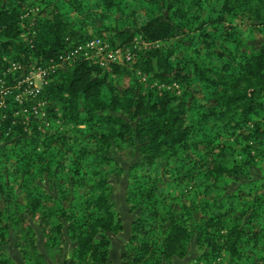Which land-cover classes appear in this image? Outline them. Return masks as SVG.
Listing matches in <instances>:
<instances>
[{
	"label": "trees",
	"instance_id": "trees-1",
	"mask_svg": "<svg viewBox=\"0 0 264 264\" xmlns=\"http://www.w3.org/2000/svg\"><path fill=\"white\" fill-rule=\"evenodd\" d=\"M165 2L167 13L156 12L158 0H0V77L9 62L44 67L74 44L103 37L86 33L87 28L94 17L107 22L113 13L119 18L107 37L111 44L131 46L137 35L142 43L155 45L180 34L201 43L212 63V67L193 63L187 76L174 73L181 63L175 54L176 41L167 50L145 48L134 65L159 82L199 84V100L186 90L156 95L130 86L118 91L109 78L131 77L126 64L105 68L86 60L66 64L51 76L41 96L74 125L72 135L62 137V142L53 133L38 130V117L31 115L28 125L13 117L12 111L19 107L7 99V106L0 107V139L4 140L0 203H9L0 208V264H17L1 256L10 227L18 230L24 264H47L36 246L34 216L40 220L45 249L61 254L65 232L75 243L66 263L106 264L111 238L123 230L112 210L108 182L111 174L123 172L112 167V149L120 148L122 140L137 145L141 158L128 172L126 199L138 214L121 264H169L174 258L183 259L192 238L201 253L188 264H264V191L249 199L241 196L242 189L222 193L226 179L240 177L254 161L264 160V42L253 53L235 56L237 31L225 33L228 16L243 17L264 40V0ZM35 8H41L37 14L32 13ZM218 42L224 46L222 52ZM217 61L220 64L213 65ZM21 73L8 74L7 83ZM46 112V119L57 116L53 106L48 105ZM128 120L135 121V127ZM124 129H129L131 138L125 137ZM226 132L228 138L240 132L244 161L235 160L228 145L216 143ZM159 160L168 167L175 165L165 169ZM145 164L153 166L155 182L170 171L174 180L193 178L191 197L181 203L180 213L172 205L166 207L162 191L156 194L149 187ZM162 185L171 184L162 180ZM242 185L248 187V194L260 190L249 181ZM88 186L86 192L76 191ZM18 194L24 198L22 203L16 199ZM69 195L73 197L65 208L62 201ZM181 195L179 191L170 200L178 201ZM158 232L162 238H157ZM222 253L228 262L222 263Z\"/></svg>",
	"mask_w": 264,
	"mask_h": 264
},
{
	"label": "rangeland",
	"instance_id": "rangeland-1",
	"mask_svg": "<svg viewBox=\"0 0 264 264\" xmlns=\"http://www.w3.org/2000/svg\"><path fill=\"white\" fill-rule=\"evenodd\" d=\"M94 1V0H92ZM41 9V8H40ZM38 9V10H40ZM38 10L35 8V10H32V13L37 14ZM157 13H167L166 10V2L165 0H158V9L156 10ZM119 18L118 13H113L109 14V20L105 22L100 16H96L93 18L91 21V24L88 26L86 33L90 35H102L106 39L108 35L111 34V31L116 28L117 26V19ZM82 20V17H81ZM226 28H225V33H227L229 30H236L237 31V48L233 51L235 56H238L242 53H253L255 50L259 49V47L263 44L264 40L260 36V34L257 31V28L254 24H252L250 21L246 20L243 17H227L226 18ZM107 29V30H105ZM125 29H130L131 31L134 30L132 27H128ZM133 42H135L136 49L135 52L132 54V60L130 63L126 64L125 66L130 70L131 77H115V76H110L109 80L112 82V84L118 89V91H122L125 87H130L133 86L132 88L136 89L137 91H141L143 94L146 93H152V94H161L163 90H170L173 92H176L177 94H180L183 90L189 91L191 97L194 99L199 100L202 97V90L199 84H192L191 86H187L186 83H181L179 81H173V82H159L158 80H155L152 78V75H146L142 69L139 68H134L135 63H137L138 59H140V53L143 51L145 48H160L167 50L170 48V45L172 42L179 41V46L176 47L175 54L178 57L179 60H181V63L176 66V70L174 73H177L179 75H189L192 72V64L193 63H199L200 65L204 67H212V63L209 61V56L206 53V49L202 46L201 43L196 42L195 38H180V34L177 35V38L168 41L165 43H158L155 45H150V44H144L140 41L139 37L136 35L134 36ZM118 42V41H117ZM222 47L223 44L220 45L218 42L217 44V49L218 51L222 52ZM225 53V52H223ZM226 56H230L227 53H225ZM220 62L217 61L213 65H219ZM188 103L190 102L189 99H187ZM52 104V103H51ZM49 104L47 102V106L50 105V107L55 109V112L57 110L54 105ZM212 104V103H211ZM210 104V105H211ZM209 105V106H210ZM57 116L56 117H50L45 118L42 120L41 118L37 119V125H38V130L41 131L44 135L45 133L49 132L50 134L53 133L56 135V137L59 139V142H62L63 139L62 137L68 138L71 136V130L74 128V125L69 123V117L64 116L62 112L57 110ZM120 117L127 119L124 117L123 114H121L119 111L117 113ZM51 116V114H50ZM41 119V120H40ZM253 120L256 121V114L253 115ZM30 123V122H29ZM127 123L135 127V121L133 120H128ZM251 127V124H249ZM244 131V130H243ZM123 134L125 133V137L131 138L132 134L127 130L122 131ZM246 132V131H245ZM240 132H236V134L228 138V135L230 133H225L222 134L221 137H219L216 140V143L219 145H227L229 146V149L232 150L233 158L237 161H244V156L241 154L242 149L245 147V142L243 141V138L241 135H239ZM226 135V136H225ZM127 140V139H126ZM66 143V139H64ZM122 144L120 148L117 150L112 149L114 162H112V167L117 169L118 167L126 169V172H120L117 174H111L109 176L108 182L111 184L110 187V197H111V202H112V210L117 214L119 218H121L122 223L124 224V227L126 228V231L123 232L121 235L112 237L111 242L115 241V247L114 250H116V253L119 254L122 250V246L126 244L125 242L128 241L130 234H131V228L130 225L135 218V215L137 214V211H135L130 203L127 202V199H125L126 196V189L128 186V172L131 169L132 166H134L141 156L139 155L138 151L136 150V146H131L127 141L122 140ZM4 140L0 139V146L3 145ZM138 144V143H137ZM187 155H191V153H188ZM188 161H186V164ZM164 162L162 160H159L158 165L161 167ZM211 164V158L207 160V165ZM147 167H149L148 171H144L143 174L145 175V179L148 182L147 184L153 187L154 191L156 194H160L161 191L163 192V199L166 200L165 205L170 206L172 205V208L177 212H181L180 205L183 202H188L192 193H190V184L193 183V178H189L188 181L182 180L181 177L178 180H174L175 176H172L171 171L166 173L163 178L160 177L159 181L155 182L154 181V175L152 174L153 172V166L150 164H145ZM174 163H171V166H166L163 165L164 168L168 169H173L172 167L174 166ZM154 167L156 165L154 164ZM246 172L237 178H229L226 179L224 182L225 184L223 185V192L222 193H233L236 192L238 189H242V197L243 198H252L256 195V193H261L264 191V160L259 159L253 162V164L247 168ZM141 171L138 172L140 174ZM194 175H197V170L193 171ZM160 174L162 175V172L160 171ZM180 175H186V173L182 172ZM162 180L165 182V184H171L169 186L162 185ZM244 181H249L250 183H255V189L259 188L260 190L252 191L251 194L249 193V190L247 189L248 187L246 185H242ZM45 187H48L47 184H45ZM89 186L86 188L84 187H79L76 191L81 193V192H86L88 190ZM182 192L183 195L178 198H175L178 201L172 202L170 199L177 195V193ZM223 194V195H224ZM184 196V197H182ZM72 195H69L64 201H62L63 207L68 206V202L72 200ZM16 199L22 203L23 202V196L18 194ZM7 205H9L8 202L5 200H2L0 203V208H6ZM171 207V206H170ZM10 208V207H9ZM162 210V209H161ZM22 217V216H21ZM25 220H27L29 223L30 217L23 215ZM246 218V217H245ZM33 223V222H32ZM34 226L35 230L38 234V239L41 236L40 229L38 223H40V220L37 219V216H34ZM68 224L65 223V227H67ZM9 234H8V243H6L3 246V254L1 256L3 257H15L16 252H18L17 248H13L15 246V242L17 241V233L18 230H13L12 227L9 228ZM157 238H162L163 236L159 234ZM40 240V239H39ZM74 244L70 240H66L65 244H63L64 252H65V258L69 259L70 257V251L72 250ZM18 247V246H17ZM13 248V249H12ZM40 252L42 254H45L46 260L48 264H62V257L60 253H54L53 249H46L44 250L42 246L39 247ZM123 249H126V247ZM189 252H190V257H186L182 260H177L176 258L172 259V261L169 262V264H188L191 262V256H198L200 254L199 248H196L195 245V239L192 238L190 244H189ZM18 262L20 264H24L22 256L18 254ZM221 260L222 263L228 262L227 255L225 253H222L221 255Z\"/></svg>",
	"mask_w": 264,
	"mask_h": 264
},
{
	"label": "built area",
	"instance_id": "built-area-1",
	"mask_svg": "<svg viewBox=\"0 0 264 264\" xmlns=\"http://www.w3.org/2000/svg\"><path fill=\"white\" fill-rule=\"evenodd\" d=\"M136 48L135 42L131 46H120L118 43L111 44L104 36H92L74 44L59 54L57 59H50L44 67L35 64L22 67L20 64L9 62L6 72L0 77V107L7 106V99L16 103L19 108L12 111V116L21 117L24 125L29 124L31 115L43 119L47 116V102L41 97L42 92L56 70L77 60H86L101 68L110 64H128L132 60L131 50ZM19 71L22 73L10 84L7 83L5 79L7 75L15 76Z\"/></svg>",
	"mask_w": 264,
	"mask_h": 264
},
{
	"label": "flooded vegetation",
	"instance_id": "flooded-vegetation-1",
	"mask_svg": "<svg viewBox=\"0 0 264 264\" xmlns=\"http://www.w3.org/2000/svg\"><path fill=\"white\" fill-rule=\"evenodd\" d=\"M122 169V171H123V173H125L126 172V169H124V168H121ZM126 191H127V189H126ZM126 194V193H125ZM125 199H126V196H125ZM137 214H138V211H137ZM137 214L135 215V217L137 216ZM121 219V218H120ZM135 219V218H134ZM134 219H133V221H134ZM122 221V220H121ZM133 221H132V223H133ZM132 223H131V225H130V228H131V226H132ZM30 224L31 225H33V223L32 222H30ZM38 225H39V229H40V233H41V236H43V241H44V248H45V240H44V234H43V231H42V226H41V224L40 223H38ZM122 225H123V230H122V232L121 233H119V234H122L124 231H126V228L124 227V224L122 223ZM33 230H34V233H35V235H36V246H37V248H38V251H39V254L40 255H42L43 256V258H44V260L46 261V263H47V260H46V256H45V254H42V252H40V248L38 247V245H37V240H38V234H37V232H36V230H35V226L33 225ZM119 234L118 235H116V236H119ZM116 236H114V237H116ZM17 237V236H16ZM130 238V237H129ZM66 240H69L67 237H66V233L64 232V239H63V241H64V244H65V241ZM129 240V239H128ZM16 244H15V248H17L18 249V252H16V255H15V257H10L12 260H14L17 264H20L19 262H18V254H20V248H19V244H20V241H19V239H18V237H17V241L15 242ZM128 243V241L126 242V244ZM74 245H75V243H73ZM125 244V245H126ZM111 245V244H110ZM18 246V247H17ZM74 247V246H73ZM126 247V246H125ZM14 248V247H13ZM12 248V249H13ZM46 250V249H45ZM126 252V249H124V251L121 253V254H117L116 252H112V251H110V247H109V253H108V257H107V262H106V264H121V258H122V255L124 254ZM201 253V252H200ZM21 255V254H20ZM65 252H64V248H63V250H62V253H61V257H62V264H68V263H66L65 262V260H66V258H65ZM119 255H120V258H119ZM186 257H190V252H189V249H188V254H187V256ZM185 257V258H186ZM191 257H193V258H191L192 260L194 259V258H196L197 257V255L196 256H191ZM177 260H182V259H178V258H176ZM184 259V258H183ZM191 260V261H192ZM24 262V261H23ZM48 264V263H47Z\"/></svg>",
	"mask_w": 264,
	"mask_h": 264
},
{
	"label": "crops",
	"instance_id": "crops-1",
	"mask_svg": "<svg viewBox=\"0 0 264 264\" xmlns=\"http://www.w3.org/2000/svg\"><path fill=\"white\" fill-rule=\"evenodd\" d=\"M125 232V231H124ZM119 235H121V234H119ZM40 239V240H39ZM38 240H37V245H38V247H40V246H42V248L45 250V248H44V241H43V236H40V238H39ZM115 241H112L111 242V245H110V251H112V252H116V250H114V247H115ZM126 243V242H125ZM16 244V243H15ZM125 244L122 246V250H121V252H119V254H121L123 251H124V249H123V247L125 248ZM16 246H14V248H15ZM18 250V249H17ZM119 258H120V255H119Z\"/></svg>",
	"mask_w": 264,
	"mask_h": 264
}]
</instances>
